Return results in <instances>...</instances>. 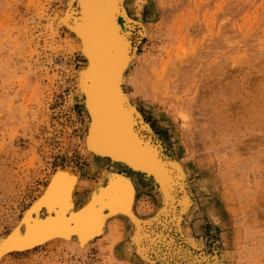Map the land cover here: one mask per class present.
I'll list each match as a JSON object with an SVG mask.
<instances>
[{
	"label": "rangeland",
	"instance_id": "obj_1",
	"mask_svg": "<svg viewBox=\"0 0 264 264\" xmlns=\"http://www.w3.org/2000/svg\"><path fill=\"white\" fill-rule=\"evenodd\" d=\"M72 2L80 11L78 0H0V264H192L136 243V224L166 227L208 264H264V0L125 1L137 16V53L124 86L164 153L172 156L170 148L182 162L178 196L187 188L191 195L186 234L159 224L162 202L151 187L138 191L136 214L110 217L85 247L73 234L7 248L58 170L78 175L81 208L107 169L109 158L85 146L78 72L88 59L69 24L57 26ZM47 215L44 206L39 216Z\"/></svg>",
	"mask_w": 264,
	"mask_h": 264
},
{
	"label": "bare ground",
	"instance_id": "obj_2",
	"mask_svg": "<svg viewBox=\"0 0 264 264\" xmlns=\"http://www.w3.org/2000/svg\"><path fill=\"white\" fill-rule=\"evenodd\" d=\"M125 1L78 0L81 10L77 12V7L73 6V2L70 3L67 11H64L65 15L61 20L59 16L57 23V26L69 24L79 37L80 48L88 59L85 68L78 72L80 93L85 98V108L89 115L85 146L89 151L109 158L107 169H104L103 176L94 185L81 208L76 205L78 175L72 176L69 169L68 172L58 170L43 195L29 209L38 213V216L29 213L25 217L30 224L27 232L23 235L16 232L8 242L14 238L30 242L44 236L39 242L43 244L58 238L69 240L73 234H77L81 237L79 244L85 247L96 235L105 233L110 217L118 214L133 215L131 212L136 214L138 191H147L151 187L159 192L162 202L160 212L157 213V217H161L159 224L162 223L164 227L176 224L177 231L185 233L183 219L185 209L191 204V195L186 187V195L178 196L176 179L178 175H183L179 168L182 162L170 148L168 152L172 156L164 153L161 141L153 134L151 123L139 112V107L132 102L131 94L124 86L126 68L136 52L130 34L135 25L132 18L137 19V16L129 13ZM138 19L142 21L140 17ZM141 29L148 33L145 25ZM44 206L49 215L41 217L39 212ZM133 227V232L136 231L135 242L141 244L140 241L145 239L149 246L156 249L164 246L166 253L174 254L179 261L191 259L192 264H208V257L204 253L196 255L194 251L185 248L182 242L175 240L170 230H165L166 227L160 231L142 224ZM188 242L200 245L195 238H190ZM34 246L32 244L16 249ZM144 246L139 252L147 258L148 253L143 252ZM160 258L164 260L166 256Z\"/></svg>",
	"mask_w": 264,
	"mask_h": 264
},
{
	"label": "water",
	"instance_id": "obj_3",
	"mask_svg": "<svg viewBox=\"0 0 264 264\" xmlns=\"http://www.w3.org/2000/svg\"><path fill=\"white\" fill-rule=\"evenodd\" d=\"M81 10V8H80ZM80 14V13H79ZM44 220V219H43ZM28 227H30V224H29V221L26 223V228H25V232H27V229ZM24 237V236H23ZM44 238V236H40L36 239H33L32 241H23L22 238H14L13 241H11L9 244H8V247L10 248H17V247H25V246H29V245H32L34 244L35 246H37L38 244H40L39 242Z\"/></svg>",
	"mask_w": 264,
	"mask_h": 264
}]
</instances>
